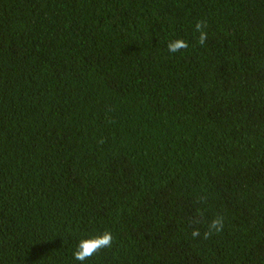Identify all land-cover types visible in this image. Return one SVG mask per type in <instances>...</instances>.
<instances>
[{
    "label": "trees",
    "instance_id": "16d2710c",
    "mask_svg": "<svg viewBox=\"0 0 264 264\" xmlns=\"http://www.w3.org/2000/svg\"><path fill=\"white\" fill-rule=\"evenodd\" d=\"M0 264H264V0H0Z\"/></svg>",
    "mask_w": 264,
    "mask_h": 264
},
{
    "label": "clouds",
    "instance_id": "9594fccd",
    "mask_svg": "<svg viewBox=\"0 0 264 264\" xmlns=\"http://www.w3.org/2000/svg\"><path fill=\"white\" fill-rule=\"evenodd\" d=\"M207 27L206 21L198 20L195 24V30L199 33L197 43L204 45L207 40V32L204 30ZM189 44L183 39L170 40L167 44L168 51L170 53H177L183 49H187ZM223 217L218 216L212 219L208 225V230L203 233V238L207 239L213 234V232H220L223 230ZM193 237H198L201 235L199 229H194L192 231ZM113 242V235L110 231L105 230L94 236L88 238H82L76 245L75 250L72 255L74 260L83 262L91 258L94 254L99 252L101 249L110 248Z\"/></svg>",
    "mask_w": 264,
    "mask_h": 264
}]
</instances>
